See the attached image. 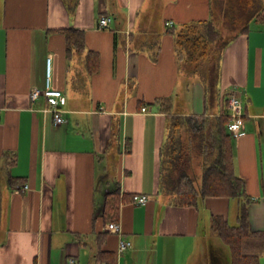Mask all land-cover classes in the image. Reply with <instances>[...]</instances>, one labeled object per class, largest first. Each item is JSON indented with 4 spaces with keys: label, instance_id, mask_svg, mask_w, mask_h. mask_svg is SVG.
Instances as JSON below:
<instances>
[{
    "label": "crops",
    "instance_id": "1",
    "mask_svg": "<svg viewBox=\"0 0 264 264\" xmlns=\"http://www.w3.org/2000/svg\"><path fill=\"white\" fill-rule=\"evenodd\" d=\"M217 3L215 13L213 0H0V264H107L99 251L113 264H230L211 224L237 226L242 200L177 205L163 150L174 116H228L235 88L245 124L231 135L234 171L249 196V230L264 232V19L233 29ZM102 16L112 18L108 29L98 28ZM221 16L231 38L212 58L210 103L207 80L188 72L171 32L207 20L221 30ZM64 29L84 33L85 51L67 57ZM49 58L50 86L67 100L59 126L44 96L31 100L47 87ZM159 99L171 100L170 112ZM196 144L190 137L191 172ZM113 193L119 218L106 223ZM137 195L148 202L136 205ZM122 240L132 247L120 254ZM245 253L264 264V240L249 238Z\"/></svg>",
    "mask_w": 264,
    "mask_h": 264
},
{
    "label": "trees",
    "instance_id": "2",
    "mask_svg": "<svg viewBox=\"0 0 264 264\" xmlns=\"http://www.w3.org/2000/svg\"><path fill=\"white\" fill-rule=\"evenodd\" d=\"M225 4V0H221ZM224 9L226 21L233 29L249 30V23L255 18L263 17L262 0H228ZM60 32L65 36L66 53L70 58L73 52H83L86 40L83 32L76 29H64ZM175 36L176 52L185 65H198L194 74L202 79L215 83L214 58L217 49L223 42L222 30L213 20L194 22L184 25L180 31L171 32ZM206 63V64H205ZM206 66V67H205ZM88 73L99 70V56L90 51L86 58ZM210 70L207 79L205 71ZM207 84V82L205 83ZM208 87V86H207ZM209 90V87H208ZM164 112H170L171 100L159 99ZM229 118L227 114L217 117L207 115L172 118L167 144L163 155L168 157L166 173L174 184L177 205L197 206L199 200L211 197L241 199L239 223L230 226L223 218L212 219L211 229L220 240L228 246L230 264H260L258 254L245 253V245L249 238L264 240V232L252 233L249 230L247 204L249 196L246 193L245 181L238 178L234 171L232 136L227 130ZM183 133H188L197 142L196 152L203 156L204 169L200 184H196L191 175V150L183 140ZM119 195L113 193L107 196L104 219L106 223H117L119 218ZM104 252L99 251V263L113 264L114 260L104 259ZM105 260V261H104Z\"/></svg>",
    "mask_w": 264,
    "mask_h": 264
},
{
    "label": "built area",
    "instance_id": "3",
    "mask_svg": "<svg viewBox=\"0 0 264 264\" xmlns=\"http://www.w3.org/2000/svg\"><path fill=\"white\" fill-rule=\"evenodd\" d=\"M111 23L112 18L110 16H102L99 20L98 28L108 29ZM51 61L52 59L49 58L47 70L48 80L46 89L43 91L39 89H33L31 92V100L33 102H36L40 97L44 96L48 104V108L45 111L53 115L55 125L59 126L65 122L63 118V107L66 105L67 100L62 91L54 89L50 86ZM228 106L230 112L228 114L229 122L227 124V130L233 136H242L245 124L244 100L242 90L235 88L229 93ZM143 111H145V109H143ZM25 188H28V186H26ZM148 200L149 198L145 195H137L133 197V202L136 205L146 204ZM111 228L114 232H120V228L117 224L113 225ZM131 247V242L122 240L119 245V253L122 254ZM70 264H75V261L70 260Z\"/></svg>",
    "mask_w": 264,
    "mask_h": 264
},
{
    "label": "rangeland",
    "instance_id": "4",
    "mask_svg": "<svg viewBox=\"0 0 264 264\" xmlns=\"http://www.w3.org/2000/svg\"><path fill=\"white\" fill-rule=\"evenodd\" d=\"M217 1L218 0H213V9L215 10V13H216V11H218V8H217V6H218V3H217ZM227 4L228 3H223V2H221V10H223V9H225L226 7H228L227 6ZM217 14H218V12H217ZM215 19L217 20V17H215ZM218 23V22H217ZM223 23H225V21H224V19H223V17L221 16V30H226L227 28H226V26L224 27V26H222V24ZM252 23V22H251ZM250 23V26H255V23L253 22L252 24ZM218 26H219V24H217ZM225 25V24H224ZM225 32V31H224ZM224 32L222 31V35H223V39H225V40H228V39H230L231 38V35H226V37L224 36ZM225 34H226V32H225ZM206 67V66H205ZM185 68H187V70H188V72L189 73H193V72H195L196 71V69H198L199 67H198V65H191V64H188V65H185ZM200 69V68H199ZM200 71H201V69H200ZM207 86L209 87V90H210V92L208 93V95H209V97H208V99L210 100V103L212 102V100H213V88H214V86H215V83L213 82V80L212 81H210V80H208L207 81ZM212 118H214V117H212ZM183 140H184V142L186 143V144H188V142H190V135H188V134H185V133H183ZM199 155V156H198ZM195 159H196V161H195V163H194V169L192 170V172H190L191 173V175L194 177V179H195V181H196V184H200V180H201V171H202V165L204 164L203 162V156L202 155H200V154H195ZM220 240V239H219ZM220 242H221V240H220ZM223 244V243H222ZM225 247L227 248V250L229 251V249H228V246H226L225 245Z\"/></svg>",
    "mask_w": 264,
    "mask_h": 264
}]
</instances>
